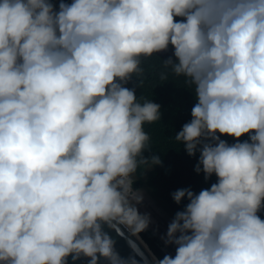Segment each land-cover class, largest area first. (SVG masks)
Here are the masks:
<instances>
[{
    "label": "clouds",
    "instance_id": "obj_1",
    "mask_svg": "<svg viewBox=\"0 0 264 264\" xmlns=\"http://www.w3.org/2000/svg\"><path fill=\"white\" fill-rule=\"evenodd\" d=\"M170 45L195 91L175 140L217 183L172 194L157 264H264V0H0V264H126L103 226L149 227L131 176L161 164L142 156L161 113L124 85Z\"/></svg>",
    "mask_w": 264,
    "mask_h": 264
},
{
    "label": "trees",
    "instance_id": "obj_2",
    "mask_svg": "<svg viewBox=\"0 0 264 264\" xmlns=\"http://www.w3.org/2000/svg\"><path fill=\"white\" fill-rule=\"evenodd\" d=\"M55 9H59L62 0H50ZM64 3H72L73 0H63ZM181 18L176 17L175 21ZM169 51L154 54L150 58H141L140 67L142 73L139 77L135 75L132 80L124 85L129 89L136 87V97L143 103L144 100H151L160 105L161 119L153 124H145L144 130L149 135V149L143 151L142 156L151 160L157 156L161 164L139 165L133 176L135 189L145 187L149 192L167 209L175 218L177 212L183 211L188 201L185 198L179 205L172 199V194L179 189H191L198 194L203 189H210L211 185L217 183V177L213 174L207 181L201 171H195L199 161V151L195 156H188L183 143L175 140V135L182 129V126L191 121V111L195 103L194 86L185 82L183 76L177 77L171 68L164 67V61L173 56L174 49L169 46ZM165 74L167 79H161ZM139 81H142L139 87ZM219 135V134H218ZM221 140L229 145L249 140L248 135L242 136L239 141L233 137L220 136ZM264 221V209L257 213ZM150 249L159 258L166 255L157 245L152 233L146 229L139 233Z\"/></svg>",
    "mask_w": 264,
    "mask_h": 264
},
{
    "label": "water",
    "instance_id": "obj_3",
    "mask_svg": "<svg viewBox=\"0 0 264 264\" xmlns=\"http://www.w3.org/2000/svg\"><path fill=\"white\" fill-rule=\"evenodd\" d=\"M118 227L119 232L104 225L103 231L114 241V250L126 264H130V261L133 259L136 264H157L159 258L150 249L140 234L134 236L125 226L120 225ZM89 260L90 258L81 256L80 259L73 261L72 257L69 256L67 258V264H89ZM98 264H109V262L103 258H99Z\"/></svg>",
    "mask_w": 264,
    "mask_h": 264
},
{
    "label": "rangeland",
    "instance_id": "obj_4",
    "mask_svg": "<svg viewBox=\"0 0 264 264\" xmlns=\"http://www.w3.org/2000/svg\"><path fill=\"white\" fill-rule=\"evenodd\" d=\"M169 51V49L167 50ZM133 180V176H131ZM133 190H142L144 193L143 203L138 205L140 214H149L151 222L147 228L157 241V245L166 255L175 256L176 247L174 245H165L164 239L166 237L169 224L174 219L167 209L147 190L145 187Z\"/></svg>",
    "mask_w": 264,
    "mask_h": 264
},
{
    "label": "bare ground",
    "instance_id": "obj_5",
    "mask_svg": "<svg viewBox=\"0 0 264 264\" xmlns=\"http://www.w3.org/2000/svg\"><path fill=\"white\" fill-rule=\"evenodd\" d=\"M143 241V240H142ZM144 244H146V243H144ZM147 246V245H146Z\"/></svg>",
    "mask_w": 264,
    "mask_h": 264
}]
</instances>
